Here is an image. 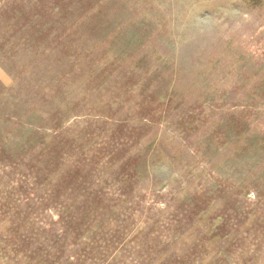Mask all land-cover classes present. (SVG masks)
<instances>
[{
  "label": "rangeland",
  "instance_id": "374dc122",
  "mask_svg": "<svg viewBox=\"0 0 264 264\" xmlns=\"http://www.w3.org/2000/svg\"><path fill=\"white\" fill-rule=\"evenodd\" d=\"M0 264H264V0H0Z\"/></svg>",
  "mask_w": 264,
  "mask_h": 264
},
{
  "label": "trees",
  "instance_id": "16d2710c",
  "mask_svg": "<svg viewBox=\"0 0 264 264\" xmlns=\"http://www.w3.org/2000/svg\"><path fill=\"white\" fill-rule=\"evenodd\" d=\"M248 156H245L244 157V159L245 158H247ZM262 157H263V154L262 155H259V156H257V155H253L252 156V159H251V161H250V163H249V161L247 160V159H245V160H247L248 161V163L251 165V166H249L250 167V171H252V169H253V165H254V163L255 162H257V161H261L262 160ZM241 161V158L239 159V162ZM238 166V165H237Z\"/></svg>",
  "mask_w": 264,
  "mask_h": 264
}]
</instances>
